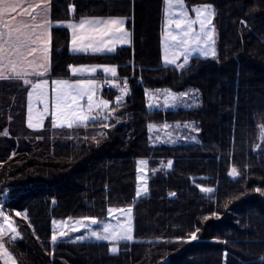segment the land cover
Here are the masks:
<instances>
[{"label":"trees","instance_id":"obj_1","mask_svg":"<svg viewBox=\"0 0 264 264\" xmlns=\"http://www.w3.org/2000/svg\"><path fill=\"white\" fill-rule=\"evenodd\" d=\"M185 3L215 7L219 50L218 60L196 56L182 70L163 62L164 0H52L55 22L132 17L133 46L111 54L72 53L69 29L52 30L51 78L69 77V65L98 63L117 65L130 84L112 121L119 123L99 145L91 139L99 123L53 130L49 116L43 129L29 128L28 87L0 80V133L8 132L0 134V202L22 236L6 241L19 264H264V193L255 191L264 189V0ZM156 89H199V106L149 109L146 90ZM117 95L103 91L110 107ZM165 122H195L198 140L153 144L148 124ZM52 133L68 141L52 144ZM140 158L149 162V192L137 197ZM234 165L240 177L229 175ZM130 205L136 240L117 254L106 242L51 243L54 219L104 221L109 208ZM25 210L28 221L15 216ZM196 228L197 239H187Z\"/></svg>","mask_w":264,"mask_h":264},{"label":"snow or ice","instance_id":"obj_2","mask_svg":"<svg viewBox=\"0 0 264 264\" xmlns=\"http://www.w3.org/2000/svg\"><path fill=\"white\" fill-rule=\"evenodd\" d=\"M51 0H0V80H18L24 85L30 86L28 92L27 126L29 128H42L46 116H52L53 126H66L68 128L87 127L89 123H99L101 131L91 139L99 145L100 140L107 137V130L115 127L116 120L112 123L117 114V109L123 104L124 97L128 95L127 78L119 83L115 78L118 74L117 65H69L73 75L96 73L102 70L113 78L111 84L119 89V95L115 97V107H110L113 101L98 98L97 92L103 86L96 79H57L54 84V97L49 93V82L47 79H40L50 70L49 53L51 49V28L54 22L50 18ZM75 5H71V11L75 12ZM194 12L195 17L191 15ZM165 21L163 25V61L165 64H172L186 70L193 53L199 52L204 57H211L218 60L216 49V29L213 19L216 10L212 4H203L193 7L191 10L185 0H164ZM126 17H81L79 20L70 19L66 22H55L56 26L66 25L71 30V51L102 53L114 52L117 45L130 44L131 32L126 27ZM240 23L247 26V22ZM199 30L197 31V26ZM182 59V63H178ZM33 77L38 78L33 82ZM107 82V81H106ZM148 108L152 109L160 105V97L163 96L165 107H176L183 104L185 107L199 106V89H190L183 92H174L171 89L146 90ZM34 102L42 105V109L35 111ZM264 120V116L259 117ZM259 139L264 143V123L258 125ZM152 131H163L167 142L175 143L177 139L193 140L197 137L192 133H199L200 127L195 122H176L162 125L148 124ZM175 129H187L188 135H181L174 138ZM2 135H8L4 130ZM87 140L88 137H85ZM151 139V138H150ZM159 139V137H157ZM257 149L261 144H256ZM15 155V153H13ZM139 179L142 187L137 189L136 196L141 192H147V181L145 173L148 166L146 159L138 161ZM173 161H167L166 167L171 168ZM155 171V170H153ZM229 175L240 177L241 171L234 165ZM204 192H213L211 188H202ZM257 193H264V189L256 188ZM172 195H175L173 193ZM110 216L122 213L126 218L121 220L115 216V223L101 221L96 217L85 216L73 221L69 217L66 221H55L53 225H59V230H53L51 243L53 246L58 241L69 236L71 232H80L82 229L86 235H78L76 241H84L95 238L98 241H109L112 246L110 252L117 253L121 241L133 240V217L132 208L126 209L109 208ZM213 216L217 215L212 213ZM16 217H23L29 220L27 210L16 211ZM207 219V218H206ZM69 221H72L69 224ZM101 225L100 228H93V225ZM196 228L188 238L196 240ZM10 237L12 241L22 239L18 227L9 212L0 202V261L3 264H18V260L5 243V238ZM184 241V237L177 238ZM54 250V248H53Z\"/></svg>","mask_w":264,"mask_h":264},{"label":"rangeland","instance_id":"obj_3","mask_svg":"<svg viewBox=\"0 0 264 264\" xmlns=\"http://www.w3.org/2000/svg\"><path fill=\"white\" fill-rule=\"evenodd\" d=\"M187 5V4H186ZM189 7V6H188ZM193 7H195V6H193ZM192 7V8H193ZM192 8H190L189 7V9L191 10ZM215 8V7H214ZM191 15L193 16V18L195 17V14H194V12H191ZM121 17H123V16H121ZM213 24L215 25V29H216V37H215V39H216V49H217V53H218V41H219V35H218V30H217V27H216V24H215V17H214V19H213ZM197 27V31L199 30V28H198V25L196 26ZM69 48H70V46H69ZM163 49H164V45H163V36H162V57H163ZM88 52H90V51H88ZM88 52H85V53H75V54H92V55H98L99 53H97V54H95V53H93V52H91V53H88ZM73 53V52H72ZM196 56H199V57H203V58H206V57H204V56H202L199 52H196V53H193V55H192V57L190 58V60L193 58V57H196ZM207 58H211V57H207ZM164 62V61H163ZM183 61H182V59L180 60V61H178V63H182ZM189 63H190V61H189ZM86 65H88V66H92V65H108V64H98V63H95V64H86ZM110 65V64H109ZM168 65H172V64H168ZM76 66H79V65H76ZM99 71V69L97 70V72ZM100 71H102V70H100ZM96 72V73H97ZM96 73H92V74H84L83 76H80L79 74H77V75H73V76H75V78H73V79H68V80H75V79H85V78H87V79H96L97 81H99L100 82V80L98 79L99 77H97L96 76ZM104 75L106 76V77H108V79H109V81L111 82V80L113 79L111 76H110V74H105L104 73ZM118 77H119V74H117V77L115 78L119 83H121V85H122V82L118 79ZM48 80V82H49V93H50V96H52V97H54V92H53V89H54V84L51 82V80H49V79H47ZM57 80V79H56ZM4 81H1V85H2V83H3ZM9 83L11 82V81H8ZM17 82V81H16ZM33 82H36V80H33ZM13 85H15L13 82H11ZM17 84L20 86V87H22L21 86V83H19V82H17ZM107 85H109V84H106L105 85V89L107 88V89H111L110 87H107ZM130 85V84H129ZM24 87V86H23ZM114 89H116L117 90V92H118V95L120 94L119 93V89L118 88H116V87H113ZM20 88L18 87V90H19ZM31 90V88L29 87V91ZM100 91V90H99ZM99 91L97 92V97L98 98H103L102 96H100L99 95ZM173 91V90H172ZM175 92V91H174ZM126 97L127 96H125L124 97V100L126 99ZM103 99H106V98H103ZM15 101H17V100H15ZM179 107H185L183 104H179V105H177L176 107H165L164 105H163V96H161L160 97V105L158 106V107H155V108H161V109H175V108H179ZM42 109V105H40V104H37V103H35L34 102V113H35V111H38V110H41ZM48 116H51V115H48ZM46 123H47V120H45L44 119V122H43V127L42 128H31V129H34V130H41V129H43L45 126H46ZM153 124H155V123H153ZM170 124V123H169ZM156 125H162V124H156ZM63 127H66V126H63ZM56 128H61V126H53V122H52V127H51V129H56ZM170 131H173V134H174V138L175 137H178V136H181V135H188L189 134V132H188V130L187 129H175V130H171L170 129ZM55 134V133H54ZM53 133L51 134L52 136V138H51V143L53 144V142H57V143H64V142H66V141H68V139H60V140H56L55 138H56V136L54 135ZM193 135H195L196 136V133H192ZM150 137H151V141H152V143L153 144H161V143H169V144H175V143H179V142H181V141H183V142H194L193 140H183V139H177L176 140V142L175 143H170V142H167V137L165 136V134H164V132L163 131H152V132H150ZM157 137H159V139H157ZM197 137V136H196ZM198 139H196L195 141H197ZM140 159H146L147 161H148V159L147 158H140ZM140 159H138V161L140 160ZM138 167H139V165L137 164V179H138V184H137V189L138 188H141L142 187V182H141V180L139 179V172H138ZM145 179H146V181H147V188H148V191L145 193V192H141V195L140 196H144V195H146L148 192H149V162H148V166H147V169H146V173H145ZM139 196V197H140ZM0 198H3L2 196H0ZM128 207H131L132 208V217H133V240H131V241H121L120 243H119V245H118V247H119V249L121 248V244L122 243H124V242H134L135 240H136V237H135V220H134V207L133 206H127V207H112V208H120V209H126V208H128ZM115 216H119L120 217V219L121 220H124L126 217L122 214V213H116V214H114V215H112V216H110V215H108V218L106 219V220H104L105 222H112V223H115L116 222V220H115ZM76 219H80V218H75V219H73V221L74 220H76ZM55 221H66V220H57V219H54ZM72 223V221H69V224H71ZM93 228H100L101 227V225H99V224H97V225H93L92 226ZM53 230H59V225H53ZM87 233L82 229L80 232H71V230L69 229V236L72 238V239H74L75 240V237L76 236H78V235H86ZM7 239H11V238H9V237H6L5 238V243H6V241H7ZM84 241H94V242H106V243H108L109 244V248H111V246H112V244H111V242H109V241H98V240H96L95 238H92V239H88V240H84ZM7 245V244H6ZM120 251V250H119ZM119 251L117 252V253H119ZM112 253V252H111ZM117 253H113V254H117ZM1 262V264H3V262L2 261H0ZM18 264H19V262H18Z\"/></svg>","mask_w":264,"mask_h":264},{"label":"crops","instance_id":"obj_4","mask_svg":"<svg viewBox=\"0 0 264 264\" xmlns=\"http://www.w3.org/2000/svg\"><path fill=\"white\" fill-rule=\"evenodd\" d=\"M51 4H52V0H51ZM85 17H93V16H85ZM95 17H105V18H106V17H109V16H95ZM113 17H121V16H113ZM50 18H51V20L54 22V26H56V23H55V21H54L53 18H52V9H51V7H50ZM126 18H127V21H126L125 27H126V29H127L129 32H131V37H130V39H131V43H130V44L117 45L116 50H115L114 52H116L118 49H120V48H122V47H131V46H133V44H134L133 30L128 26V23H129L130 20H132V17H126ZM79 19H80V18H79ZM79 19H75V20H79ZM66 21H68V20H61V21H59V22H66ZM56 22H58V21H56ZM54 26H53V27H54ZM53 27L51 28V37H52V30H53ZM60 27H66V28H67L66 25H61ZM67 29H68V28H67ZM69 31H70V51H71V30L69 29ZM71 52H72V51H71ZM114 52H102V53H99V54H111V53H114ZM73 53H85V52H73ZM88 53H91V51L88 52ZM95 54H97V53H95ZM51 57H52V41H51V49H50V53H49L50 69H51ZM49 73H50V70H49V72H48L45 76L40 77V79H49V80H51V82H53V81L56 80V79H73V78H75V76H73L72 73H71L70 76L67 77V78H51L50 75H49ZM96 76L99 77L98 79L100 80V82H101L102 85H103V86L101 87L100 91H99V95L103 97V91H104V89H105V85H106V84H109V85L111 86V88H113V86H112L111 82L109 81L108 77H106V76L104 75L103 71H100V70H99V71L96 73ZM32 79H33V80H37L38 78L33 77ZM118 79L120 80L119 77H118ZM9 81H12V80H9ZM14 81H18V80H14ZM106 81H107V82H106ZM18 82H22V81H18ZM22 83H23V82H22ZM25 86L28 87V92H29V87H30V86H28V85H25ZM113 89H114V88H113ZM28 92H27V93H28ZM27 97H28V94H27ZM103 98H104V97H103ZM27 108H28V98H27ZM27 114H28V113H27ZM48 117H49V116H46L45 120H47ZM51 117H52V116H51Z\"/></svg>","mask_w":264,"mask_h":264},{"label":"built area","instance_id":"obj_5","mask_svg":"<svg viewBox=\"0 0 264 264\" xmlns=\"http://www.w3.org/2000/svg\"><path fill=\"white\" fill-rule=\"evenodd\" d=\"M127 86H128V88L130 89V85H129L128 81H127ZM107 87H110V85H107ZM110 88H111V87H110Z\"/></svg>","mask_w":264,"mask_h":264},{"label":"water","instance_id":"obj_6","mask_svg":"<svg viewBox=\"0 0 264 264\" xmlns=\"http://www.w3.org/2000/svg\"><path fill=\"white\" fill-rule=\"evenodd\" d=\"M0 264H1V262H0Z\"/></svg>","mask_w":264,"mask_h":264}]
</instances>
